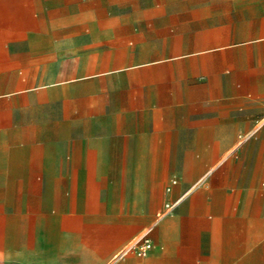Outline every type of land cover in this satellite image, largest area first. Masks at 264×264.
<instances>
[{"label":"crops","instance_id":"obj_1","mask_svg":"<svg viewBox=\"0 0 264 264\" xmlns=\"http://www.w3.org/2000/svg\"><path fill=\"white\" fill-rule=\"evenodd\" d=\"M76 2L0 0V98H6L0 102L6 107L3 103L7 101L11 112L37 114L19 125L28 130L25 134L6 141L24 147L19 149L20 157L0 160V191L12 187L11 178L25 165L29 176L38 172L52 176L54 167L45 161L54 159L47 160L43 156L46 153L56 152L64 157L62 160L75 164L83 161L89 171L80 169L74 177L93 176L94 161L125 159L118 156L122 144L108 145V140L99 139L98 132L108 131L96 125L89 124L68 140L60 132L56 136L42 131L62 129L58 115L66 117L75 112V91L58 83L75 78V65L91 59L77 57V49L129 33L143 39L141 34L166 32L174 25L190 34L185 41L191 44L183 47L197 48V35L203 30L189 25L220 10L242 13L247 18L245 33H264V0H113L112 10L102 4L93 9L91 1L77 9ZM255 21L259 24L253 28ZM205 31L225 30L210 27ZM227 31L230 43L240 42L231 36L235 28L228 27ZM244 42L264 47V36L261 41L246 37ZM246 62L244 59V65ZM182 77L179 84H170L167 95L157 102L163 106L164 129L170 130L163 135L164 144L183 146L179 157H173L170 151L165 152L164 159L190 161V173L182 168L180 175L193 180L204 176L206 188H198V184L189 187L190 179L181 178V184L166 196L169 202L178 200L173 211L134 241L148 239L152 249L146 256L132 252L114 264H264V125L240 141L242 135L264 121V63L259 68L240 66L231 73L210 74L208 78L199 74ZM138 94L131 109H120L122 118L137 112L151 113V98L143 90ZM77 112L81 114L78 119L86 120L101 110L86 104ZM136 128L120 124L110 133L123 140L134 135ZM173 129L180 132L173 133ZM230 144L234 145L220 159L226 150L223 146ZM204 146H208V156L202 155ZM211 146H217V157L212 155ZM130 190L128 202L133 206L138 202L139 188ZM86 199L85 193L84 209L88 208ZM116 201L120 204L115 207L121 208L123 196ZM102 206L104 215L67 218L68 223L82 220L88 226L82 233L56 232L55 227L51 232L37 233L32 249L37 260L46 264H108L140 231L118 223V217L107 211L113 206L106 199ZM61 220L53 218L49 225H58Z\"/></svg>","mask_w":264,"mask_h":264},{"label":"rangeland","instance_id":"obj_2","mask_svg":"<svg viewBox=\"0 0 264 264\" xmlns=\"http://www.w3.org/2000/svg\"><path fill=\"white\" fill-rule=\"evenodd\" d=\"M76 1L77 9H83L90 1L93 9L99 8L100 4L108 10L114 7L113 0ZM246 20L242 13L229 14L226 10L204 15L196 20L195 24L189 25L190 28L203 30L197 35V44L200 46L197 48L183 47L185 44H191L185 41L186 35L190 34L183 33L179 26L174 25L172 30L171 26L166 32L141 34L143 39L129 33L114 40L108 39L106 42H96L91 47L77 49V57L86 55L91 56V59L89 62L81 61L75 65V78L58 83L66 89L75 91V112H69L66 117L62 113L58 115V121H62L60 123L62 129L58 127L42 131H47V135H50L51 131L56 136L60 132L62 137L68 140L69 136L76 137L89 124L96 125L108 131L106 134L98 132L99 139L108 140V145L111 143L113 145L114 142L122 144L123 151L118 153V156L125 159L94 161L92 162L94 175L87 177L83 175L74 177L80 169L85 168L89 171L83 161L77 162L76 165L74 161L62 160L64 157L57 156L56 152L43 155L47 160L54 159L45 161L54 167L52 176H45L39 172L35 176H29L26 165L18 169L17 174L11 178L12 187L0 191V264H46L37 260L32 250L35 247L36 234L51 232L52 227L56 228V232H84L88 226L84 225L82 220L74 223L72 219V223H68L70 219L67 218L82 219L85 216L104 215L106 210L102 202L105 199L113 206L107 211L113 218L118 217V223L123 222L128 230L140 231L111 258L108 264H113L112 260L118 254L125 251L135 239L140 238L142 233H148L157 223V213L170 203L166 196L169 194L168 187L172 186L173 179L178 180L176 187L181 184L182 178L190 179L189 187L198 184V188H206L204 176L193 180L189 176L180 175L182 168L190 173V161L164 159L165 152L170 151L173 157H179L178 153L183 146L164 144L166 139L163 135L170 130L164 129L163 106L157 102L167 95L170 84H179L180 79L185 78L182 77L184 74H199L201 78L202 76L208 78L210 74L231 73L234 68L240 66L259 68L261 63H264V47L250 45L249 42H244V39L255 37L256 41H261L264 33L255 31L245 33ZM258 24L259 22L255 21L253 28ZM210 27H218L225 31L206 32L205 30ZM228 27L235 28V33H231V36L240 42L236 44L229 42ZM140 44L143 47H139ZM244 59H247L245 65ZM141 90L151 98L149 101L152 105L149 107L151 113L145 115L137 112L128 119L122 118L119 114L120 109L123 108L126 112L131 109L134 96H138ZM3 104L6 107L0 102V160L10 156L13 158L21 156L19 149L24 145L7 144L6 141L19 133L25 134L28 130L20 128L19 125L24 120L27 121L28 117L37 115L11 112L8 110L7 101ZM86 104L91 108L100 109L101 113L93 114L86 120L78 119L81 114L77 111L80 106ZM120 124L136 125V131L133 133L135 136L125 137L123 140L113 137L110 130ZM255 130L256 128L248 133ZM172 132L179 133L180 129H173ZM233 145L223 146L226 150L220 154L222 155L220 159ZM211 148L216 149L217 146ZM215 149L212 155L217 157L219 153ZM202 152L203 156H208V146H204ZM196 155L194 153L195 157ZM106 169L107 172L104 171ZM130 188H139L138 202L133 206L128 202ZM85 193L87 195L85 202L88 206L86 209L83 200ZM121 196L124 199L123 206L116 208L115 206L120 204L116 197ZM57 217L62 218L61 223L49 225L51 219ZM131 253L128 252V255Z\"/></svg>","mask_w":264,"mask_h":264},{"label":"bare ground","instance_id":"obj_3","mask_svg":"<svg viewBox=\"0 0 264 264\" xmlns=\"http://www.w3.org/2000/svg\"><path fill=\"white\" fill-rule=\"evenodd\" d=\"M263 124H264V121H263V123L259 124V125L256 127V129L260 128ZM250 134H251V133L242 136V137L240 138V141H241V140H246ZM240 141H239V142H240ZM233 148H234V147H233ZM176 185H178V180H177V179H173V180H172V186L168 187V191H170V190H172L173 188H175ZM194 187H195V186H194ZM177 202H178V200H177V201H174V202L167 203V204H166V208L163 209V210H161L160 212L157 213V217H158L157 219L160 220V219H162L164 216H166L167 214H169L170 212H172V210H173L174 206L177 204ZM142 234H143V233H142ZM145 235H146V234H145ZM145 235H144V236H145ZM144 236H142V238H143ZM135 240H136V239H135ZM135 240H134V241H135ZM134 241L132 242V244L134 243ZM138 241H139V240H138ZM138 241H136V242H138ZM136 242H135V243H136ZM135 243H134V244H135ZM132 244H131V245H132ZM134 244H133V245H134ZM131 245H130V246H131ZM133 245H132V246H133ZM130 246H129L125 251H123L122 253L118 254V255L112 260V261H113V264H114L115 262L119 261V260H122V259L126 258V256L128 255V252H130V251H129ZM132 246H131V247H132ZM130 250H131V248H130Z\"/></svg>","mask_w":264,"mask_h":264},{"label":"built area","instance_id":"obj_4","mask_svg":"<svg viewBox=\"0 0 264 264\" xmlns=\"http://www.w3.org/2000/svg\"><path fill=\"white\" fill-rule=\"evenodd\" d=\"M152 243L148 239H144L143 241H138L136 242L132 247H131V252H135L139 256H146L148 251L152 249Z\"/></svg>","mask_w":264,"mask_h":264}]
</instances>
